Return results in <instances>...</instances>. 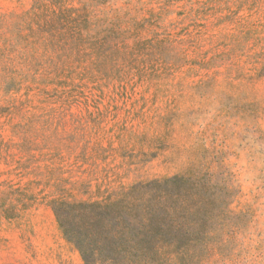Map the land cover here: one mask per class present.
Returning a JSON list of instances; mask_svg holds the SVG:
<instances>
[{"label":"rangeland","instance_id":"rangeland-1","mask_svg":"<svg viewBox=\"0 0 264 264\" xmlns=\"http://www.w3.org/2000/svg\"><path fill=\"white\" fill-rule=\"evenodd\" d=\"M134 183L209 232L167 264H264V0H0V264H84L50 201Z\"/></svg>","mask_w":264,"mask_h":264},{"label":"trees","instance_id":"trees-1","mask_svg":"<svg viewBox=\"0 0 264 264\" xmlns=\"http://www.w3.org/2000/svg\"><path fill=\"white\" fill-rule=\"evenodd\" d=\"M153 185L134 183L98 199L54 198L50 206L65 240L84 264H154V257L162 264L171 257L182 260L198 247L193 241L209 232L187 226L194 215L190 209L182 208L179 214L154 211Z\"/></svg>","mask_w":264,"mask_h":264}]
</instances>
